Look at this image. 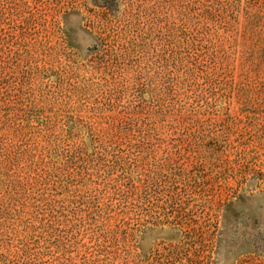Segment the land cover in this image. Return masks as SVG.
Returning <instances> with one entry per match:
<instances>
[{"label": "rangeland", "instance_id": "374dc122", "mask_svg": "<svg viewBox=\"0 0 264 264\" xmlns=\"http://www.w3.org/2000/svg\"><path fill=\"white\" fill-rule=\"evenodd\" d=\"M0 264H264V0H0Z\"/></svg>", "mask_w": 264, "mask_h": 264}]
</instances>
